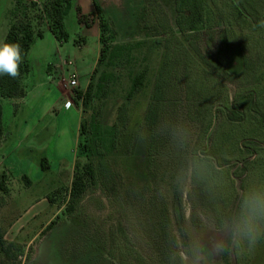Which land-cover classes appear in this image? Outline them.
<instances>
[{
	"label": "rangeland",
	"instance_id": "rangeland-1",
	"mask_svg": "<svg viewBox=\"0 0 264 264\" xmlns=\"http://www.w3.org/2000/svg\"><path fill=\"white\" fill-rule=\"evenodd\" d=\"M35 1L37 8L28 6L26 14L43 38L28 54L32 71L24 78L35 93L1 103L0 180L4 175L8 194L0 191V233L25 253L17 260L0 255V264H166L170 237L185 217L226 211L239 191L264 180V0H190L189 31L176 21L181 0H96L110 24V45L141 41L132 62L115 71L121 79L111 87L105 124L111 126L125 101L129 73L145 69L147 86L127 102L131 120L124 130L150 128L160 136L161 171L152 193L140 189L126 206L91 184L74 219L62 213L76 158L88 155L77 97L98 65L99 19L94 0H73L65 20L70 38L60 44L42 11L47 0ZM16 3L0 0V41ZM166 23L177 24L174 35L166 34ZM223 50L237 52L231 63L225 64ZM72 74L78 88L68 86ZM55 89L65 96L49 111ZM193 158L198 183L189 179ZM43 159L49 171L42 170ZM51 222L53 230L42 236ZM219 264H264V244L251 254L225 255Z\"/></svg>",
	"mask_w": 264,
	"mask_h": 264
},
{
	"label": "trees",
	"instance_id": "trees-1",
	"mask_svg": "<svg viewBox=\"0 0 264 264\" xmlns=\"http://www.w3.org/2000/svg\"><path fill=\"white\" fill-rule=\"evenodd\" d=\"M72 1L47 0L42 5V11L48 22V30L60 44L67 43L70 38L66 30L65 20L71 10ZM189 1L181 0V9H178L176 2V21L179 26L183 27L181 31H189L187 27L190 20L186 13L190 6ZM16 4L13 19L4 42L18 43L21 46L23 62L20 65L21 75L18 78L0 76V99L7 101L26 96L24 78L32 71L28 54L36 40L43 38V32H35L30 18L26 14L28 6L37 8V1L33 0L27 3L24 0H17ZM94 7L95 14L99 19L102 47L98 65L91 76L87 90L78 92L77 97L79 101H82L83 113L79 134L81 138L88 141V155L84 159L80 155L76 158L69 201L62 213V215L71 219H74L72 216L75 208L83 199L91 184L98 186L108 197L116 199L120 205L126 206L128 201L137 196L140 189L152 193V188L158 181L159 172L161 171L162 145L160 136L156 135L150 128L148 132L142 128L137 129L138 133L128 132L127 134L124 130L126 124L128 126L131 120L130 107L128 111L126 109L127 102L131 101L137 92L144 90L147 86L148 72L145 69L143 72L133 71L129 73L131 86L125 96V101L117 108L111 126L105 124L104 108L106 109L111 87L119 76L116 75L115 71L122 69L126 63L132 62V59L138 53L137 50L141 46V41L134 46L129 42L110 45L108 40L110 24L104 17L102 8L96 0H94ZM21 13L25 16L23 19H18ZM176 28L177 24L176 27H173L166 23V34L174 35ZM160 33L165 34L163 31ZM177 34H179L178 31ZM224 41V49L229 48L230 43H227L226 37H224ZM176 42H179L178 39ZM235 50L227 53L226 50L222 51L225 64L231 63V56L237 55ZM119 79H121L120 76ZM154 118L150 112L148 120L152 121ZM4 131L3 107L0 104V138L4 135ZM41 168L43 171L50 170L47 159L42 160ZM24 179L31 184L27 177H24ZM5 183V176L3 175L0 180V191L8 194ZM73 223L77 224L75 221ZM54 226L55 222H51L42 232V236L53 230ZM4 237L5 233H0V255L15 260L24 256L25 250L23 247L13 242H6ZM94 247L100 253L101 246L98 242L95 243Z\"/></svg>",
	"mask_w": 264,
	"mask_h": 264
},
{
	"label": "clouds",
	"instance_id": "clouds-1",
	"mask_svg": "<svg viewBox=\"0 0 264 264\" xmlns=\"http://www.w3.org/2000/svg\"><path fill=\"white\" fill-rule=\"evenodd\" d=\"M23 62L18 43L0 41V76L18 78ZM189 179L201 182L195 158ZM264 244V180L248 184L237 193L234 205L213 215L185 217L183 225L169 240L166 264H219L225 255L251 254Z\"/></svg>",
	"mask_w": 264,
	"mask_h": 264
},
{
	"label": "crops",
	"instance_id": "crops-1",
	"mask_svg": "<svg viewBox=\"0 0 264 264\" xmlns=\"http://www.w3.org/2000/svg\"><path fill=\"white\" fill-rule=\"evenodd\" d=\"M79 83H80V80H79ZM55 91H57L56 89H55ZM32 93H35V91H34V89H32L31 91H28L27 89H26V96L25 97H27L28 95H30V94H32ZM53 93H54V91H53ZM55 95H56V100L51 104V106L49 107V111H50V109L52 108H54L56 105H57V103H58V100L60 101L61 99H62V96L64 97L65 95L64 94H61V93H59V90L57 91V92H55ZM5 101H7V100H1L0 99V104L2 103V102H5ZM13 101H15V100H12V102ZM68 102H71V99L68 97V100H67ZM7 102H11V100H9V101H7ZM72 109V108H71ZM80 123H81V121H80ZM33 129L34 130H36V128H35V126L33 127ZM9 146H11L10 144L8 145V147ZM9 148H7L6 150H8ZM11 154H12V152H9V156H11ZM10 159V158H9ZM9 168V167H8ZM10 169V168H9Z\"/></svg>",
	"mask_w": 264,
	"mask_h": 264
},
{
	"label": "built area",
	"instance_id": "built-area-1",
	"mask_svg": "<svg viewBox=\"0 0 264 264\" xmlns=\"http://www.w3.org/2000/svg\"><path fill=\"white\" fill-rule=\"evenodd\" d=\"M68 86H71L72 88H78L80 86L79 79L76 74L71 75L68 80Z\"/></svg>",
	"mask_w": 264,
	"mask_h": 264
}]
</instances>
